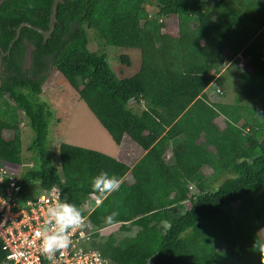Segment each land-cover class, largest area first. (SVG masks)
I'll return each mask as SVG.
<instances>
[{
    "label": "trees",
    "instance_id": "trees-1",
    "mask_svg": "<svg viewBox=\"0 0 264 264\" xmlns=\"http://www.w3.org/2000/svg\"><path fill=\"white\" fill-rule=\"evenodd\" d=\"M52 2L0 0V162L22 165L25 128L35 159L20 194L55 187L82 214L92 208V247L109 264H261L264 0H62L49 37L22 26L9 46L22 22L48 29ZM89 30L103 47L138 50L137 72L118 74L105 48L90 49ZM54 70L114 143L136 144L132 166L66 142L54 150L50 112L37 100ZM227 84L240 99L223 98ZM101 172L118 190L91 188ZM111 224L118 239L101 233ZM0 264H10L1 240Z\"/></svg>",
    "mask_w": 264,
    "mask_h": 264
},
{
    "label": "rangeland",
    "instance_id": "rangeland-1",
    "mask_svg": "<svg viewBox=\"0 0 264 264\" xmlns=\"http://www.w3.org/2000/svg\"><path fill=\"white\" fill-rule=\"evenodd\" d=\"M174 28L175 20L174 18H171L168 21V30L173 31ZM89 33L91 36L89 44L90 49L94 50L98 48L99 50H102L105 48L108 52L107 54L111 57L110 60L112 66L115 67L114 69L118 71L117 66L122 67V71L119 70L118 74L122 73L124 75L125 73L126 75H132L137 72L140 65V53L138 50L115 46L103 47V45L98 43L95 33L92 30H89ZM121 53L129 55L132 61L130 66L121 63L118 56ZM238 57L243 60L239 54L237 55V58ZM231 61H234V59L232 58L230 62ZM215 87L218 86L212 83L209 89H215ZM226 89L228 91V97H223L225 100L231 101L233 100V97L240 99V93L237 92V89H235L232 84H227ZM37 100L44 103L50 112L48 139L53 144L55 151L60 142H66L86 148L96 149L122 160L129 154L136 152V144H131L130 142L127 143V141L124 140L120 145H117L110 139L106 130L90 112L86 104L77 97L75 91L67 83L60 72L54 70L53 73L49 74V77L42 85V93L38 94ZM31 136V129L25 128L22 130V165L17 166L16 170L18 172L28 170L35 163L34 152L27 148ZM170 153L171 152H169V154ZM55 159L56 161H54V157L51 155L53 164H56L57 162V154L55 155ZM42 191L38 190L37 192ZM31 192L37 193L34 191ZM118 226L119 224H112L107 228H104L103 236L105 237L112 233L118 239L123 235L122 231L117 230ZM135 229L136 228L133 227L134 231Z\"/></svg>",
    "mask_w": 264,
    "mask_h": 264
},
{
    "label": "built area",
    "instance_id": "built-area-1",
    "mask_svg": "<svg viewBox=\"0 0 264 264\" xmlns=\"http://www.w3.org/2000/svg\"><path fill=\"white\" fill-rule=\"evenodd\" d=\"M20 192L17 174L0 164V240L10 264H109L92 247L94 225L88 221L90 210L83 214L85 227L73 232L72 243L62 250L63 254L57 253L54 261L46 259L40 253V238L35 233L46 219L45 209L61 200V193L55 187L26 196ZM93 198L95 203L100 199L95 195Z\"/></svg>",
    "mask_w": 264,
    "mask_h": 264
},
{
    "label": "clouds",
    "instance_id": "clouds-1",
    "mask_svg": "<svg viewBox=\"0 0 264 264\" xmlns=\"http://www.w3.org/2000/svg\"><path fill=\"white\" fill-rule=\"evenodd\" d=\"M243 61L245 60H239V64L242 65ZM217 90H219V88H217ZM0 164L7 167L4 163L0 162ZM7 168L17 174L19 182L22 181V173L24 171L18 172L16 168ZM120 183L121 181L115 176H109L107 172H101L92 179L91 188L102 195L110 194L113 191L118 190ZM189 188L192 189V186H189ZM94 195L95 194H92L90 197L92 200H94ZM100 203L101 200L97 199L95 204L99 205ZM89 210L91 212L92 208H89L88 211ZM45 215L46 219L44 220L43 225L41 228L37 229L35 234L40 238V253L49 261H54L55 255L57 253L62 255V250L67 249L72 243L71 236L73 232L76 229H83L85 227V219L82 210L77 205L67 200H57L50 203L45 209ZM116 215V212L111 213L105 217V221L107 223H112L113 216ZM81 236H83L82 231ZM253 249L259 253L261 264H264V240L255 239ZM17 255H22V253Z\"/></svg>",
    "mask_w": 264,
    "mask_h": 264
},
{
    "label": "water",
    "instance_id": "water-1",
    "mask_svg": "<svg viewBox=\"0 0 264 264\" xmlns=\"http://www.w3.org/2000/svg\"><path fill=\"white\" fill-rule=\"evenodd\" d=\"M62 0H53L52 2V5H51V9H50V14H49V22H48V29L46 30H43L41 29L40 27H37V26H33L31 25L29 22H22L20 23V25H18V27L16 28V33H15V36L14 38L11 40V42L9 43V46L12 44V42L19 36V31H20V28L22 26H28L30 28H32L33 30L35 31H38L40 32L43 37L46 39L47 37H49L50 33L52 32L53 28H54V23L56 21V7H57V4L59 2H61Z\"/></svg>",
    "mask_w": 264,
    "mask_h": 264
},
{
    "label": "crops",
    "instance_id": "crops-1",
    "mask_svg": "<svg viewBox=\"0 0 264 264\" xmlns=\"http://www.w3.org/2000/svg\"><path fill=\"white\" fill-rule=\"evenodd\" d=\"M124 140L125 141H127V143H129V141L126 139V137H124L123 138V141L122 142H124ZM131 143V142H130ZM131 144H133V143H131ZM120 145V144H119ZM137 151V150H136ZM138 157L139 156H135L134 155V153H131V154H129L128 156H126L125 157V159H123V161H125L126 163H128L130 166H132L137 160H138ZM112 225V224H111ZM108 226H110V225H106V226H100V228H101V233H103L104 231V228H107ZM95 227H96V225H95ZM118 229H119V226H118ZM117 229V230H118ZM126 233V232H125ZM130 233H133V232H130Z\"/></svg>",
    "mask_w": 264,
    "mask_h": 264
}]
</instances>
